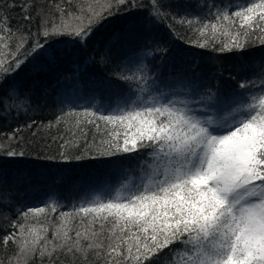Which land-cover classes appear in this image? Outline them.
Returning a JSON list of instances; mask_svg holds the SVG:
<instances>
[{
	"label": "snow or ice",
	"instance_id": "obj_1",
	"mask_svg": "<svg viewBox=\"0 0 264 264\" xmlns=\"http://www.w3.org/2000/svg\"><path fill=\"white\" fill-rule=\"evenodd\" d=\"M129 3L144 7L137 0H63L55 5L59 23L42 19L39 35L46 40L67 35L73 43H87L114 10ZM18 6L22 19L30 22L29 0L0 4V86L44 49L37 41L26 50L31 34L23 26H10L7 13ZM169 6L164 0H149L148 15L154 21L167 19L170 14L163 9ZM234 8L213 4L207 17L186 15L177 22L197 34L192 42L200 48L232 52L245 50L250 42L264 45V0H246ZM57 58L53 53L50 62ZM106 59L109 54L102 53L101 60ZM253 75L257 78L242 80L239 90L201 95L192 102L199 108L174 96L150 95L145 100L133 93L136 99L129 96L115 108L63 113L57 123L74 117L88 154L92 149L99 156L150 149L148 159L142 161L138 178L61 212L51 238L48 224L28 221L57 212V201L21 213L24 223L14 221L16 231L2 238L5 247L9 242L16 246L7 264H30L35 258L61 264L62 256L71 264H153L165 250L167 264H264V67ZM19 95L13 84L0 95V104ZM26 104L24 99L10 107ZM220 112L224 114H214ZM88 126L95 129L91 141ZM69 131L75 140L76 131ZM97 133L102 135L98 142ZM8 138L15 139V134ZM72 144L63 139L60 160L84 158L69 153ZM24 155L22 149L0 144L2 157Z\"/></svg>",
	"mask_w": 264,
	"mask_h": 264
},
{
	"label": "trees",
	"instance_id": "obj_2",
	"mask_svg": "<svg viewBox=\"0 0 264 264\" xmlns=\"http://www.w3.org/2000/svg\"><path fill=\"white\" fill-rule=\"evenodd\" d=\"M11 2L13 0H0V4ZM29 2L32 20L24 21L18 6L7 13L10 26L14 29L23 26L22 31L31 34L26 50L37 41L44 44V49L0 86V95L13 84L20 94L18 100L6 99L0 104V144L25 152L23 157L0 156V261L4 264L15 255L16 246L9 242L5 247L2 238L16 231L12 226L14 221L24 223L21 213L57 201L60 205L57 212L28 221L29 224H48L51 238L52 226L59 223L61 212H71L74 206L89 200L86 194L89 190L94 192L105 185L115 189L129 178H138L142 161L148 159L150 149L115 156H99L92 149L88 154L83 138L75 129V118L65 116L57 123L63 113L83 111L85 107L95 110L111 105L115 108L129 96L136 99V95L145 100L150 95L174 96L192 104L209 92L225 94L239 90L242 80L256 79L253 73L258 74L264 67V45L258 41L250 42L243 51L200 48L192 42L197 34L177 22L186 15L207 17L213 4L235 10L236 4L246 3V0H164L170 6L163 11L170 15L160 21L149 17V0H137L143 8H133L131 3L119 6L84 44L73 43L74 38L67 35L51 36L47 40L39 35L42 19L59 23L55 5L63 0ZM15 3L19 5L21 0ZM105 52L110 59L101 60ZM53 53H57L58 58L50 62ZM132 75L137 79H121ZM24 99L28 104L10 107ZM192 106L200 107L198 103ZM50 123L52 127H45ZM69 129L76 131L75 140ZM87 130L91 141L95 129L88 126ZM13 133L15 139L9 140ZM62 137L73 141L67 149L73 157L83 154L84 158L60 160ZM101 138L97 133L96 141ZM49 156L57 159H46ZM77 222L78 218L73 220V224ZM168 258L169 252L165 250L153 264H167ZM30 264H48V260L35 258ZM61 264H71V260L62 256Z\"/></svg>",
	"mask_w": 264,
	"mask_h": 264
},
{
	"label": "rangeland",
	"instance_id": "obj_3",
	"mask_svg": "<svg viewBox=\"0 0 264 264\" xmlns=\"http://www.w3.org/2000/svg\"><path fill=\"white\" fill-rule=\"evenodd\" d=\"M112 189V187H110L109 185H105V186H101L100 188H98L97 191H92L89 190L88 192H86V194H88L89 199H92L96 194H102L103 192Z\"/></svg>",
	"mask_w": 264,
	"mask_h": 264
}]
</instances>
